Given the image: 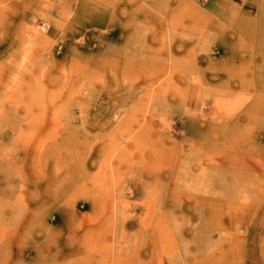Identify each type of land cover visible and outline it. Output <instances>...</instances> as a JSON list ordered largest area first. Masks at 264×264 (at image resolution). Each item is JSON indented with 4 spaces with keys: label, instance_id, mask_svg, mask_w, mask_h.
<instances>
[{
    "label": "rangeland",
    "instance_id": "1",
    "mask_svg": "<svg viewBox=\"0 0 264 264\" xmlns=\"http://www.w3.org/2000/svg\"><path fill=\"white\" fill-rule=\"evenodd\" d=\"M0 264H264V0H0Z\"/></svg>",
    "mask_w": 264,
    "mask_h": 264
},
{
    "label": "crops",
    "instance_id": "2",
    "mask_svg": "<svg viewBox=\"0 0 264 264\" xmlns=\"http://www.w3.org/2000/svg\"><path fill=\"white\" fill-rule=\"evenodd\" d=\"M208 9L215 13L213 14L215 17L221 16L223 14V8L219 6L218 3L215 2L211 3V6Z\"/></svg>",
    "mask_w": 264,
    "mask_h": 264
}]
</instances>
